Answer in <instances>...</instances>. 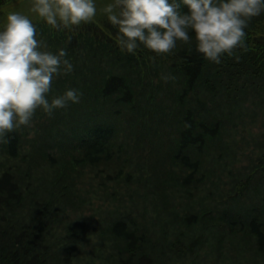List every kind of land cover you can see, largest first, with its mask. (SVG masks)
I'll return each mask as SVG.
<instances>
[{
  "label": "rangeland",
  "instance_id": "obj_1",
  "mask_svg": "<svg viewBox=\"0 0 264 264\" xmlns=\"http://www.w3.org/2000/svg\"><path fill=\"white\" fill-rule=\"evenodd\" d=\"M111 2L95 0L97 14L92 22L72 31H58L30 11L33 0H9L0 5V27L6 26L9 13L25 14L36 27L44 28L36 35L46 44L43 50L58 54L63 49L58 43L67 36L77 37L94 21H108L101 10ZM89 37L84 34L79 40L75 57L66 50L65 58L73 71L56 76L48 94L51 101L77 89L82 93L79 102H70L51 116L37 109L31 126L7 134L17 138L22 144L19 150L30 161H36L34 167L42 179L53 172L49 166L53 160L57 164L66 158L70 146L78 144L84 149L100 134L108 142L106 155L112 157L107 164L88 161L81 165L83 177L77 184L81 208L56 211L53 230L49 231L61 240L57 253L63 259L71 258V264H113L106 261L110 252L100 241L109 226L105 224L109 213L116 211L117 218L130 214L164 226L172 212L180 221L169 223L170 234L178 228L187 230L189 225L197 244L194 257L176 264H264V245L252 233L250 222L256 219L264 224V167L251 172L264 152V94L258 95L253 88L240 90L238 84L227 82L221 94L200 90L188 98L177 80L168 83L161 78L174 76L171 72L162 68L154 74L150 64L138 57V48L133 56L117 45L106 53L100 50L95 58ZM102 53L109 62L103 60ZM112 77L122 78L126 87L103 93L106 101L100 100L106 80ZM100 105L107 107L105 112ZM188 117L195 126L190 137L205 140L192 142L188 138L189 145L183 147ZM8 144L0 142V146ZM188 162H200L202 167L193 174ZM0 163V176L5 172L14 175L10 169L17 159L4 155ZM251 173L255 179L242 186L235 183L242 179L240 175ZM190 175L193 178L186 183L183 178ZM40 196L42 201L48 199L41 191L35 198ZM81 223L89 234L81 235L82 242L74 251L67 245L72 238L67 237L70 230L79 232Z\"/></svg>",
  "mask_w": 264,
  "mask_h": 264
},
{
  "label": "trees",
  "instance_id": "obj_2",
  "mask_svg": "<svg viewBox=\"0 0 264 264\" xmlns=\"http://www.w3.org/2000/svg\"><path fill=\"white\" fill-rule=\"evenodd\" d=\"M7 1L9 0H0V5ZM181 11L187 12V8L182 5ZM103 23L107 29L103 27ZM103 23L94 21L90 26L88 25L85 32H79L77 37L67 36L66 50L75 57L74 52L79 50V40L84 37V34L91 36L87 41L95 51V58L100 54V50L106 53L107 50L115 48L118 29L109 21ZM3 29L4 27L1 26L0 31ZM245 32V47L234 50L232 56L224 54L219 64L209 61L197 51L195 33L191 30H189L191 42L185 44L177 41L171 53L157 55L141 44L137 49L138 57L142 62L149 63L156 75L162 68L171 72L175 79L168 80V83H174L177 80L179 88L181 87L187 93L188 98L200 90L210 94H221L222 89L227 88V82L238 84L240 90L253 88L258 95H261L264 94V12L249 21ZM111 33L116 37H113ZM103 53V60L109 62L108 56ZM107 80L105 82L107 85L103 86L100 96V100L103 101H106L103 93L106 95L116 93L126 87L124 80L120 77H112L108 82ZM152 82L154 81L150 79V83ZM100 107L102 112L106 111L107 107L101 105ZM184 123L186 126L181 142L183 147H187L191 140L204 142L205 138L202 136L195 140L190 137L191 131L195 128L190 117L186 118ZM36 141L41 142V140ZM8 143V145L0 146V156L6 155L17 159L18 163L13 165L14 169H10L14 175L5 172L0 176V264H71V258L63 259L57 253L56 248L61 244V240L55 238L54 234L52 236L50 231L53 230L57 210H65L68 207L79 210L82 206L83 201L77 189L79 180L77 175L81 174V165L88 161L93 164L100 162V164H107L111 159V155H106L108 148L106 138L101 135L98 143H90L84 149L78 144L70 146L66 150L65 159H59L57 164L53 162L56 160H53L49 164L53 172L45 179L37 176L38 172L34 167L37 165L36 161H30L28 155L19 150L22 144H18L16 137L8 138ZM186 164L191 167L189 169L193 174L202 167L200 162ZM257 167H264V152L256 160L251 172H256ZM192 175L183 180L189 183L193 178ZM240 176L242 179L235 180L239 186L244 185L249 179H255L252 173ZM203 179L205 177L199 178L198 181ZM34 184L38 191L36 188L31 189ZM39 191L48 197L45 203L42 202L41 196L40 199L35 198ZM113 219L114 221L105 228L100 237L101 243L107 245L110 252L106 257L109 263L176 264L180 259L194 257L197 244L191 235V226L186 225L187 230L178 228L176 233L170 234L169 223L180 221V218L172 212L169 213V221L164 222V226L157 221L151 222V219L142 221V217L138 219L130 214L119 218L114 215ZM184 220L188 221V219ZM250 222L252 233L260 245H264L262 229L264 224L256 219ZM78 228L79 232L70 230L67 237V239L72 238V242L67 245L74 251H78L82 242L81 235L89 234L85 224H79ZM262 249L264 251V248Z\"/></svg>",
  "mask_w": 264,
  "mask_h": 264
},
{
  "label": "clouds",
  "instance_id": "obj_3",
  "mask_svg": "<svg viewBox=\"0 0 264 264\" xmlns=\"http://www.w3.org/2000/svg\"><path fill=\"white\" fill-rule=\"evenodd\" d=\"M30 11L58 31H72L97 14L95 0H33ZM101 11L118 29L121 51L134 54L142 44L157 55L168 54L177 41L191 42V30L197 51L219 64L224 54L245 47V29L264 12V0H113ZM36 35L32 20L20 12L9 13L0 31V142H8L7 134L15 129L31 126L37 109L51 116L82 96L69 89L49 101L53 79L72 72L73 65L65 50H43L46 44ZM161 78L175 79L171 74Z\"/></svg>",
  "mask_w": 264,
  "mask_h": 264
}]
</instances>
